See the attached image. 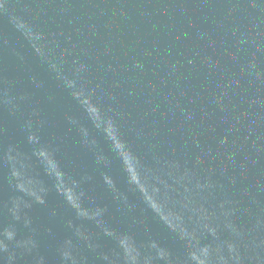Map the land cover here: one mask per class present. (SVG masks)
<instances>
[{"label": "water", "instance_id": "water-1", "mask_svg": "<svg viewBox=\"0 0 264 264\" xmlns=\"http://www.w3.org/2000/svg\"><path fill=\"white\" fill-rule=\"evenodd\" d=\"M0 264H264V0H0Z\"/></svg>", "mask_w": 264, "mask_h": 264}]
</instances>
